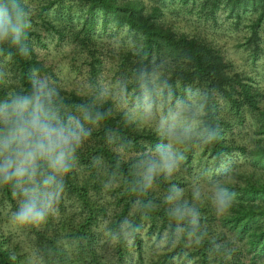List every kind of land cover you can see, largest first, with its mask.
<instances>
[{
	"label": "trees",
	"instance_id": "1",
	"mask_svg": "<svg viewBox=\"0 0 264 264\" xmlns=\"http://www.w3.org/2000/svg\"><path fill=\"white\" fill-rule=\"evenodd\" d=\"M178 1L182 4L190 0ZM221 2L237 17L248 10L258 11L246 35L256 50L264 0H208L210 13ZM20 4L28 25L22 36L27 51L21 54L11 39L0 41V55L8 57L7 71L12 73L8 75L0 68V104L17 95H30L33 80L44 68L33 43L39 34L32 26L29 0H20ZM84 6L86 21L92 23L98 11L103 24L125 27L138 38L136 52L124 53L116 71L124 76L125 89L137 95L141 104L146 94L154 103L157 101L155 85L161 86L164 95L170 89L184 93L188 87L200 88V133L174 139L181 144L185 166H190L199 148L215 162L228 151L248 154L255 166L236 171L231 185L241 198L231 204L229 214L238 222V233L249 224L254 226L252 216L264 212L256 201L264 197V145L251 149L242 141L229 138L234 125L229 113L243 123L247 118L255 119L264 132V87L238 68L210 38L168 17L156 3L85 0ZM51 28L57 38L67 39V31L54 25ZM84 31L81 39L74 40L80 46L77 48L87 54L89 78L93 81L102 65L100 44ZM166 58L169 62L164 61ZM161 64L163 71L154 78ZM68 91H55L54 112L61 118L76 117L90 134L76 148L69 172L58 176L63 185L56 211L44 222H17L14 213L21 200L18 190L14 183L0 184V204L9 208L14 222L30 241L15 240L5 228L4 217H0V264H131L134 252L143 259L144 230L166 234L167 246L158 259H152L153 264H174L173 255L183 252L195 264H255L261 256L255 245L262 240L263 231L255 233L249 248L255 250L248 255L239 236L232 239L225 229L219 228L222 206L218 197L202 186L187 184L183 171L176 167L171 172L163 170L158 149L167 148L173 139L170 133L141 121L126 108H118L111 98L75 89ZM4 127L0 124V129ZM153 162L157 167L149 173ZM39 165L41 171L51 174L46 162L39 161ZM149 175L151 180L147 179Z\"/></svg>",
	"mask_w": 264,
	"mask_h": 264
},
{
	"label": "rangeland",
	"instance_id": "2",
	"mask_svg": "<svg viewBox=\"0 0 264 264\" xmlns=\"http://www.w3.org/2000/svg\"><path fill=\"white\" fill-rule=\"evenodd\" d=\"M146 1L160 5L168 17L180 20L190 31L206 35L215 45L224 50V54L238 68L252 75L251 77L264 87V17L257 27L260 39L256 50L254 44L246 38L247 33L250 32L251 22L257 19L258 11L248 10L239 13L237 17L231 14L223 2L214 13H210L208 0H190L182 4L178 0ZM29 3L31 15L34 17L32 26L39 34L38 38H34L33 43L44 67L43 71L38 72L37 79L46 80L50 88L60 93L64 91L69 93L68 90L75 89L80 92L95 93L100 98H111L118 108H126L141 121L170 133L173 139L168 143L167 149L174 154L177 161L176 168L183 171L187 184L202 186L217 197L224 195L230 199L227 206L221 207L218 217L219 228L225 229L227 236L232 239L239 236L248 255L251 256L255 249L259 250L261 256L257 257L255 264H264V212L255 213L251 222L254 226L249 224L241 233H238V222L229 214L231 204L241 198V193L233 189L231 185L237 177L236 171L239 168L255 166L252 159L247 156L248 154L233 150L226 152L219 162H215L209 153L199 148L195 151L190 166H185L181 144L174 139L179 135L200 133L202 120L199 115L203 112L200 88L188 87L184 93L179 89L174 93L170 89L168 94L164 95L161 86L155 85L157 101L154 103L153 99L146 94L141 104L137 100V95L125 89L126 80L116 71L117 64L121 62L124 53L136 52L135 43L139 44V40L133 32L114 24H103L98 11L95 12L92 23L89 20L86 21L85 0H29ZM51 25L67 31V39L57 38ZM84 30L89 36L96 38L100 44L98 51H101L102 65L99 68L98 78L93 81L89 78L87 54L77 48L80 46L75 45L74 40L81 39L80 37L85 33ZM77 32L78 35H76ZM164 61L169 62L167 58ZM8 63V57L0 55V68L7 71L10 67ZM157 70L154 72V78L162 73V64L157 67ZM10 74L12 75L8 72V75ZM189 112L195 116L190 117ZM229 114L234 120L233 128L228 132L229 138L240 140L251 149L257 145H264V132L254 122L255 119L247 118V121L243 123L236 119L232 112ZM256 201L264 207V197ZM0 217L5 222L6 230L15 240L21 243L29 240L23 229L14 222L9 208L1 204ZM260 231H263L262 240L256 241L255 249L250 251V244L255 241L254 235ZM143 237V259L140 260L134 252L131 264H153L152 259H158L167 246L165 232L158 235L144 230ZM186 253L174 254L172 263L195 264L192 258L185 256ZM183 258L186 260L184 261Z\"/></svg>",
	"mask_w": 264,
	"mask_h": 264
},
{
	"label": "clouds",
	"instance_id": "3",
	"mask_svg": "<svg viewBox=\"0 0 264 264\" xmlns=\"http://www.w3.org/2000/svg\"><path fill=\"white\" fill-rule=\"evenodd\" d=\"M26 13L20 0H0V41L11 39L21 54L27 49L22 43ZM30 95H17L0 104V184H13L21 197L14 213L22 224H39L56 211L63 181L76 148L90 133L79 119L58 116L52 107L55 89L46 80L34 79ZM163 170L171 172L177 164L167 148L158 149ZM39 161L46 162L51 174L41 171ZM156 162L149 168L155 171ZM151 175L147 179L151 180ZM179 190H177V195ZM221 206L229 198L218 197Z\"/></svg>",
	"mask_w": 264,
	"mask_h": 264
}]
</instances>
